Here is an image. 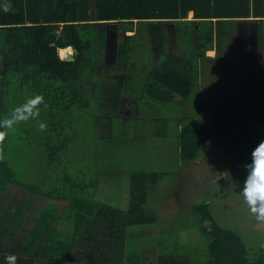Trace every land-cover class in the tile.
Wrapping results in <instances>:
<instances>
[{"label": "trees", "instance_id": "trees-1", "mask_svg": "<svg viewBox=\"0 0 264 264\" xmlns=\"http://www.w3.org/2000/svg\"><path fill=\"white\" fill-rule=\"evenodd\" d=\"M252 2L239 0L240 11L227 14L216 0H96L94 8L89 0H0V120L43 94L39 119L48 124L39 131L33 120L31 137L19 136L20 154L32 162L21 179L12 169L11 131L0 145V264L17 252L44 264H141V248L151 246L157 247L158 264H264V245L251 249L240 230L220 224L215 204L184 209L193 232L198 228V247L163 227L151 236L158 226L146 207L151 178L158 177L151 173L128 171L109 182L64 178L61 186L45 188L51 176L44 172L68 150L79 124L94 133L95 119L107 113L111 130L123 124L117 107L119 89L127 84L112 82L124 78L134 81L141 119L166 117L162 108L177 106L178 97L184 102L173 131L180 169L206 148L222 152L226 162L251 163L252 150L264 140V58L239 61L228 23L251 18L264 54V0ZM110 23L116 29L111 63ZM168 23L174 24V53H168ZM66 47L77 50L73 61L59 57ZM211 50L214 56L207 54ZM210 68L212 76L223 72L226 82L201 97L197 81ZM187 106L195 108L194 116L179 114Z\"/></svg>", "mask_w": 264, "mask_h": 264}, {"label": "rangeland", "instance_id": "rangeland-1", "mask_svg": "<svg viewBox=\"0 0 264 264\" xmlns=\"http://www.w3.org/2000/svg\"><path fill=\"white\" fill-rule=\"evenodd\" d=\"M95 2L96 0H89V6L94 8ZM108 29L107 61L111 63L114 58L115 25L110 23ZM239 29L241 30V27ZM169 30L173 32L174 26H169ZM244 33L245 38L240 36L238 38L247 48L237 50L239 61L242 63L261 61L264 54L257 49L256 29L245 27ZM170 45L171 51L168 53H174L173 40ZM68 49L63 53L58 50L59 57L73 56L72 49L70 47ZM225 50L220 51L222 56ZM207 54L213 55V52ZM147 70L150 71L151 68L142 67V71ZM232 75L234 74H227ZM203 76L197 81L198 84L202 82V85H199L202 94L204 92L210 94L212 89L214 91L216 83L224 85L225 77L221 71L212 76L210 68ZM125 79L121 81L116 79L112 82L127 84L119 89L121 96L117 107V116L121 118L123 124L121 126L115 124L111 130L110 113L95 119L97 133H93L89 126L83 125L81 128L79 124V132L69 143L68 150L60 154L57 162L44 171L51 176L45 188L61 186L64 178L78 177L87 180L96 176L103 182H109L110 178L116 181L123 177L120 175L128 171L151 173L158 176L157 182L152 178L151 182L149 181L146 202V207L155 213L158 222L157 230H149L151 236H156L161 231L159 227H163L171 237L175 235L187 237L188 242L193 241L192 244L197 242L198 247L200 244V241H197L198 228L196 227L197 231L194 233L195 226L190 217L186 216L184 209L186 211L192 205L209 203L210 206L215 204L211 209H216L220 224L232 228L237 233L240 230L251 249H256L258 244L264 245V223L255 220L240 195L247 175L246 168L243 165H236V162H226V157L219 150L206 148L192 165L184 163V167L180 169V161L174 151L173 131L178 126L176 121L178 115L175 114L184 102L177 96L175 104L177 106L161 109L166 117L155 119L156 116L148 115L147 118L141 119L135 107L136 100L133 94L137 93V90L133 86L134 81L129 79L131 81L127 82ZM124 89H128L132 95L125 96ZM184 111L189 116L196 113L193 106L183 108L179 114L182 115ZM127 119L131 121L126 123ZM32 121L27 128L18 125L9 133L8 149L12 157V169L19 179L31 169L28 164L32 162L26 155L20 154L18 146L20 135L31 137L34 128ZM170 122L173 123V127L170 126ZM193 218L197 221L195 217ZM131 235L138 233L135 231L126 236L130 238ZM158 254L156 246L142 247L141 264H158Z\"/></svg>", "mask_w": 264, "mask_h": 264}, {"label": "clouds", "instance_id": "clouds-1", "mask_svg": "<svg viewBox=\"0 0 264 264\" xmlns=\"http://www.w3.org/2000/svg\"><path fill=\"white\" fill-rule=\"evenodd\" d=\"M226 78L223 79L224 83L226 82ZM199 90L202 94L201 88ZM206 95L204 92L201 97ZM41 105L46 106L43 94H35L16 106L9 116L0 120V145L4 143L9 131H13L16 126L26 124L30 120L37 122L39 131H46L48 128L47 122L39 119ZM244 167L247 170V175L240 195L243 197L255 220L259 223H264V140L252 150L251 163L245 164ZM6 259L7 264H16V256L11 255Z\"/></svg>", "mask_w": 264, "mask_h": 264}, {"label": "crops", "instance_id": "crops-1", "mask_svg": "<svg viewBox=\"0 0 264 264\" xmlns=\"http://www.w3.org/2000/svg\"><path fill=\"white\" fill-rule=\"evenodd\" d=\"M212 1V0H211ZM250 3H253L252 0H249ZM238 2L239 0H216V3L221 6L222 8H225L226 9H229L228 10V13L227 14H230L231 11L233 9H241V7L238 5ZM253 8V7H252ZM188 14V19H191L192 18V14L193 12L190 10L187 12ZM249 14H253L252 13V9L250 8V11H249ZM251 18H248V19H238L236 20L235 22L233 23H228L230 24V35H231V40H230V43L233 45V48L236 49V50H245L247 47H244V44H242V40H240L238 38V36H240L241 38H245L244 35H246L244 33V29L245 27L248 28V27H253L256 29V25L253 23V21L249 20ZM169 25H174L172 23H168ZM241 27V30L239 29ZM174 34V32L172 31H168V37H169V44L167 45L168 47V51H171V48H170V44L172 43V40L174 42V49H175V40L174 39H171L170 36H172ZM210 53L213 52V55H210V56H214L215 55V51L214 50H211V51H208ZM171 53V52H170ZM239 59V58H238ZM62 207L63 206H59L58 207V211L61 212L62 210ZM14 241H15V238H14ZM14 241H9V246H11L13 244ZM8 251H6L7 253ZM17 254V255H15ZM15 254H12L14 256H16V264H44V260H40V259H36V257H33V261H31L30 258H27V256L29 257H32V255H27V256H21L17 253ZM53 264V263H52Z\"/></svg>", "mask_w": 264, "mask_h": 264}, {"label": "water", "instance_id": "water-1", "mask_svg": "<svg viewBox=\"0 0 264 264\" xmlns=\"http://www.w3.org/2000/svg\"><path fill=\"white\" fill-rule=\"evenodd\" d=\"M71 49H72V52H73V56H69V57L63 58L64 61H73L74 60V55H77V53H78L77 50L73 49V48H71Z\"/></svg>", "mask_w": 264, "mask_h": 264}, {"label": "bare ground", "instance_id": "bare-ground-1", "mask_svg": "<svg viewBox=\"0 0 264 264\" xmlns=\"http://www.w3.org/2000/svg\"><path fill=\"white\" fill-rule=\"evenodd\" d=\"M68 48H69V47H66V48H63V49H59V52L63 53V52H65V51H68V50H69Z\"/></svg>", "mask_w": 264, "mask_h": 264}]
</instances>
